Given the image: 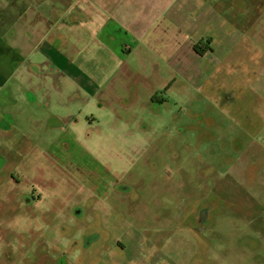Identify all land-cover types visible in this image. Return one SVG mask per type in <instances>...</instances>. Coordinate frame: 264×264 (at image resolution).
<instances>
[{
    "label": "rangeland",
    "instance_id": "obj_1",
    "mask_svg": "<svg viewBox=\"0 0 264 264\" xmlns=\"http://www.w3.org/2000/svg\"><path fill=\"white\" fill-rule=\"evenodd\" d=\"M15 1L0 0V26L8 23L9 4L16 5ZM65 1L67 9L75 0ZM79 1L86 5L96 0ZM99 2L100 14L108 15L106 3ZM210 3L214 8L217 5L215 0ZM150 10L128 0L120 6L124 23L104 22L94 29L97 45L103 40L116 51L126 32L149 33L147 27L152 24L143 18ZM254 15L255 10L249 18L240 15L238 21L229 22L238 35L230 44L226 42L232 41L231 36L215 34L214 42L225 47L219 52L233 45L237 57L242 36L250 39L249 23ZM16 22L11 20V25ZM252 41L264 47V39L259 43L254 37ZM23 42L24 38L20 44ZM129 49L133 56L138 52V46L125 44L123 51ZM28 57L36 64L46 59L42 51ZM217 58L221 60L222 55ZM239 63L240 71L248 68L250 84L257 79L255 72L264 73V56L258 53L248 64ZM59 65L64 67L62 61ZM214 77L215 73L210 76L212 81L202 79L199 88L183 85L187 93L168 96L167 105L156 104L162 110L151 114L143 106L147 99L144 91H139L137 102L131 100V76L124 74L121 82L103 95L121 103L123 111L117 110L115 116L110 109H99L105 100L85 104L86 93L79 95L67 80L64 84L71 95L52 98L43 110L30 104L27 91L41 94L39 87L28 84L26 76L0 79V90H9L12 101L7 105V100L0 98V264H116L121 259L143 264L146 259L138 250L154 255L144 264H264V141L245 142L241 129H264V83L239 84L238 89L225 91V86L215 88ZM36 99L43 104L40 97ZM61 108H68L74 118L63 114ZM72 119L71 127L58 129L61 122ZM60 139L70 144L74 158H58L56 164L51 156L46 159L42 154L56 147ZM242 155L248 158L242 159ZM258 156L250 170V158ZM106 165L112 178H120L125 193L93 192L100 179L93 177V171ZM82 187L87 194L105 195L107 203L102 209L98 205L91 220L74 217L85 228L69 234L75 238L73 242L59 240L58 212L67 213L71 197ZM204 208L210 219L208 231L201 237L197 218ZM56 223L55 228L47 229ZM45 229L47 244L58 238L59 248L50 250L39 244L45 240ZM146 231L147 243L141 241ZM60 235L68 232L62 230ZM120 243L129 251L123 252ZM63 249L67 254L60 257L58 250Z\"/></svg>",
    "mask_w": 264,
    "mask_h": 264
},
{
    "label": "crops",
    "instance_id": "obj_2",
    "mask_svg": "<svg viewBox=\"0 0 264 264\" xmlns=\"http://www.w3.org/2000/svg\"><path fill=\"white\" fill-rule=\"evenodd\" d=\"M99 1L106 3L108 15L100 14ZM127 1L96 0L83 5L75 0L67 9L65 0H42L36 9L30 8L29 0H16V5L9 4V21L0 26V48H3L0 49V79L26 76L28 84L39 87L41 94L39 96L36 92L31 94L27 91L26 96L31 105L43 110L47 109L46 104L52 98L71 95L64 84L67 80L79 95L86 93L85 104L91 106L96 101L105 100L99 109H110L115 116L117 110L123 111L121 103L117 99L108 100L103 95L117 82H121L124 74L131 76L128 85H134L130 96L133 102L138 101L139 91L144 86L138 82L139 78L150 79L155 74L165 80L168 76L164 71L171 69V74L180 78L177 83L183 82L186 65L193 68L202 61L191 51L196 41L212 38L219 32L222 36L225 34L232 37V41L226 42L227 44L234 39L236 41L237 32L229 22L238 21L240 15L249 18V13L256 6L264 5V2L255 0H231L232 4L230 0H215L217 5L214 8L210 0H133L143 7L151 8L149 15L143 18L152 24L147 27L149 33L126 32L116 51L105 45L103 40L102 44L97 45L98 34L94 29L104 22L124 23L120 6L126 5ZM192 18L198 20L191 21ZM13 19L17 21L14 26L11 25ZM18 22L23 23L22 27ZM23 38L24 42L20 44ZM110 38L111 36L108 37ZM242 39L244 46L247 39L243 36ZM127 43L138 46V52L134 56L131 55L132 49L123 51ZM215 46L225 48L216 43ZM232 47H226V51L232 52ZM38 51L44 53L46 59L42 62L45 63L36 64L28 57L29 53ZM60 61L64 63V67L59 65ZM198 72L199 69L196 75ZM146 94L147 101L150 92ZM9 96V90H0V98L7 100V105L8 101L12 104ZM38 97L43 104L36 99ZM7 105L2 106V109L7 108ZM61 110L69 118H74L68 108ZM92 120L95 121V118L92 117ZM72 124L67 126L62 122L55 126L59 129L71 127ZM49 152L58 156V152L51 148Z\"/></svg>",
    "mask_w": 264,
    "mask_h": 264
},
{
    "label": "flooded vegetation",
    "instance_id": "obj_3",
    "mask_svg": "<svg viewBox=\"0 0 264 264\" xmlns=\"http://www.w3.org/2000/svg\"><path fill=\"white\" fill-rule=\"evenodd\" d=\"M42 0H39L37 3H29V6L31 9H36V6L38 5ZM263 8V9H260ZM255 15L251 19L249 23V38L247 42L244 43V46L241 47V51L235 57V55L232 52L223 50L220 51V48H217L215 46L214 37L208 38V39H199L194 43L192 46V53L195 57L202 60L200 63H198L195 67L191 68L190 65H186L187 71L184 75L183 82L177 83L180 79L177 76H174V74H171L170 70L167 69L164 71L166 74L167 79L162 80L158 78L155 74L150 79H146L144 77L139 78L138 82H141L144 86L140 90L144 91L145 93L150 92V95L148 96V100L144 102L143 106L145 105L146 111L150 109L151 114H158L162 109L160 107L166 106L168 102V96H176L177 92H186V89L183 85L188 84H196L195 88L202 87L201 82L202 79L209 78L210 76L215 73V76L213 78V81L215 82V88L219 89L225 86V91L230 90H236L238 89L239 84H248V85H254L256 83H264V73L261 72H255L257 75V79L254 82V84H250V77L251 75L248 74L249 70L246 69V72L240 71V68H242L241 64L239 62H243L245 64L249 63L250 57L254 53H258L259 55L264 56V47L259 46L253 43L252 38H257V41L261 43L262 39H264V5H258L255 7ZM263 48V49H262ZM222 55V59L220 60L217 58V56ZM13 65V64H12ZM199 69L198 74L196 75L197 71ZM248 71V72H247ZM192 75V76H191ZM231 79V83L227 84V81ZM181 84V85H180ZM134 88V85L132 86ZM227 99V103L229 101V97H225ZM160 104L161 106L159 108L156 107V104ZM153 104V105H152ZM73 120H69L66 123L67 126L69 124L73 123ZM56 123H58V119H55ZM62 123V122H61ZM58 125V124H56ZM244 136L243 140L245 142H259L264 141V129L262 131L255 132L254 129H244L241 128ZM242 144H245L244 142H241ZM253 145V144H251ZM249 147H252V146ZM54 151L58 150V156L54 155L52 152H49V149L45 151L42 155L47 159L48 156H51L54 163L58 164V158H74L73 155V149L71 148L70 144L66 142L64 139L58 140V145L56 147L51 148ZM249 150V149H248ZM261 151L264 154V146L261 147ZM248 158L244 155H242V159ZM260 159V156H258L255 160L253 158H250V161L247 159V161L250 162V170H251V163L252 161H256ZM3 167H8L7 165ZM59 168V167H58ZM86 169V168H85ZM63 172H66V170L61 169ZM87 171L89 169H86ZM246 171V170H245ZM76 173V172H75ZM93 177L100 178L99 179V187L94 188V191H98L100 193H106V195L115 196L116 194L125 193V191L120 187V178H112L111 173L108 171V166H103L102 169H100L98 172L93 171ZM263 177V174H262ZM264 180V178H263ZM100 182H103L104 185H101ZM264 183V181H263ZM18 184V183H17ZM85 187V186H84ZM82 187L80 190L77 191V196L71 197V204L66 209L67 213L64 211L58 212V238L59 240H66L68 242H73L75 238L69 234H71L74 231H82L85 228V225L78 222L74 219V217L83 216L87 220H91V217L94 213L98 212V205L101 206L100 209L105 207V204L107 203L105 195H91L87 194L86 190H84ZM32 188L36 189L34 186ZM37 191H34L32 195H35ZM95 199L102 200L101 203L96 204ZM66 201H64L65 203ZM93 202V203H92ZM90 208V209H87ZM76 210H78L76 212ZM200 217L202 219H200ZM210 219V212L208 209L204 208L201 210V212L198 215L197 218V224H198V235L201 237H204L206 235V232L208 231L207 223ZM57 226V223L55 225L47 226V229H53ZM47 229L44 230L43 238L45 240L40 245H45L50 250H54L60 247L58 243V238H55L50 245L47 244ZM62 230H66L68 232V235H60V232ZM147 234V231L142 234L141 237H145ZM83 237H86L87 234L83 232ZM134 242H138L139 239H134ZM142 242L147 243V239L142 238ZM154 241L151 240V246L150 249L156 253V249L154 248ZM120 246L123 250L129 251V247L120 243ZM141 249H144L142 245L140 246ZM138 250V249H137ZM63 250H58V252H62L59 256L62 257L67 252H63ZM140 257H145V262H147L148 258H153L152 255H147L146 252L138 250ZM47 255H49L47 253ZM151 256V257H149ZM67 259V258H66ZM109 261V260H108ZM68 262V259H67ZM143 262V264L145 263ZM142 262L137 261H125L124 259H121L116 264H141ZM108 264H114L112 261H109Z\"/></svg>",
    "mask_w": 264,
    "mask_h": 264
}]
</instances>
